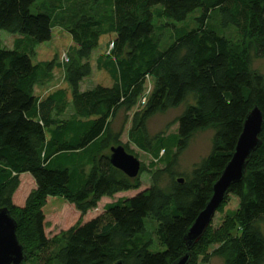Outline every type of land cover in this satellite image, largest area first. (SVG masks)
Listing matches in <instances>:
<instances>
[{"label": "trees", "instance_id": "16d2710c", "mask_svg": "<svg viewBox=\"0 0 264 264\" xmlns=\"http://www.w3.org/2000/svg\"><path fill=\"white\" fill-rule=\"evenodd\" d=\"M36 1L0 0V30L21 35L12 48H0V208L6 207L17 222L25 261L28 249L40 251L49 243L42 209L47 196L62 195L84 213L102 197L140 187L114 168L107 155L97 154L120 145L121 130L113 132L111 121L118 112L133 109L150 77L144 105L131 118L129 140L165 167L153 173L147 188L106 203L104 217L68 229L51 261L172 264L183 256L184 234L211 197L246 114L257 106L263 115L260 145L246 162L243 180L228 189L238 206L225 211L216 230L210 223L189 250V264L215 242L221 244L214 253L230 254L226 264H264V75L251 68L240 43L206 25L215 12L221 27L232 26L240 40L256 42V55L264 59V0H105L102 10L79 9L66 20L36 8ZM197 9L196 26H173L172 42L159 48L155 19L181 22ZM55 21L75 43L70 60L66 54V61L61 58L71 91L68 119L57 117L67 102L65 89L34 93L35 85L48 82L53 63L34 62L32 54L37 44L52 38ZM106 34L111 41L103 68L112 83L81 90V81L92 71L91 55ZM189 96L193 102L173 121L176 131L149 137L148 118ZM207 127L213 128L209 153L189 172H176L177 154L194 132ZM161 150L164 157H159ZM24 173L31 175L35 188L20 207L12 196ZM162 173L170 177L167 191L158 181ZM147 217L156 222L161 251H150L151 241L142 236Z\"/></svg>", "mask_w": 264, "mask_h": 264}, {"label": "rangeland", "instance_id": "374dc122", "mask_svg": "<svg viewBox=\"0 0 264 264\" xmlns=\"http://www.w3.org/2000/svg\"><path fill=\"white\" fill-rule=\"evenodd\" d=\"M105 0H99L95 4L93 0H37L36 8L49 9L54 18L58 20L63 17L64 20L70 18L75 13L79 12V9H87L91 7L92 11H100L103 9ZM201 13L200 9H197L190 13L187 18L181 22H171L167 19H155V38L157 39L159 48L163 49L172 42V27H185L193 28L196 26V17ZM55 18V19H56ZM207 26L215 28L225 37L238 42L249 53L251 58V68L262 75H264V59L256 55L257 43L252 42L249 39L240 40L235 29L232 26L221 27L219 18L215 12H212L208 17ZM173 27V28H174ZM21 37L20 34H13L5 30H0V48H12L13 41L16 38ZM111 41V35L106 34L100 38L98 47L91 55L92 71L88 77H85L80 84V89L85 90L92 88L96 84H102L109 86L112 80L103 68L104 63L108 61V43ZM75 43L72 41L70 35L65 29L55 21L53 27L52 38L49 41H45L37 44L34 48L32 57L34 62L48 61L53 63V70L50 74L48 82L44 84H37L34 87V93L37 96H44L47 93L62 88L67 91V102L63 105L62 111L57 117L62 119H68L72 117L73 111L70 105V87L65 77L66 63L61 61V55L66 54L70 60V55L73 52ZM101 57L100 62L97 59ZM152 80L147 78L144 85L143 94L139 97L136 105L127 113L123 111L118 114L111 121V129L113 132L121 130L120 145L123 146L126 152L135 156L140 162V169L134 180L138 182L140 187L137 190H130L125 193L119 192L112 198L102 197L97 202L96 206L87 209L82 213L76 205L68 201L62 195L47 196L42 206L45 214L44 230L47 238L49 239L48 245L40 251L27 250L29 256L27 261L23 264H53L50 259L51 252L58 248V245L63 241V235L66 231L78 224L87 221L96 216L104 217V206L106 203L115 200L120 196H130L136 193L138 190L147 188L153 180V173L160 171L166 165V163H160L158 159L154 158L149 153H146L139 149L133 142L129 140V130L131 129V118L134 112L140 110L144 103H141L143 95L148 93L151 89ZM193 102L192 97H188L186 101L179 104L176 107L169 108L164 111H159L148 118L146 121V130L149 137L154 135H167L176 131V123L173 121L181 114L187 103ZM213 128L207 127L205 129L198 130L192 134L189 139L187 147L177 154L175 159V171L178 173L189 172L194 164L198 163L203 157H205L212 144ZM172 152L171 155H174ZM102 154L108 157L111 154L110 148L105 149L97 154V158ZM165 153L161 150L159 157H164ZM153 163V166H151ZM90 166L85 165L84 171L88 172ZM133 179V178H131ZM170 177L168 173H162L158 175V181L160 186L168 190V182ZM35 188V182L30 174L24 173L19 175V185L15 190L12 201L17 206H23L26 197ZM238 198L232 194L227 195L225 202H222L219 210L215 212V215L211 221V226L216 230L222 223L224 213L228 209H235L238 206ZM142 236L151 241L148 249L150 251H161L164 247L159 243L156 237V222L150 217L146 218L145 229ZM220 242H215L210 245L204 251H200L195 264H226L227 259L230 257L229 252L214 253L213 250L220 246ZM202 252V253H201ZM206 259V261H205Z\"/></svg>", "mask_w": 264, "mask_h": 264}, {"label": "water", "instance_id": "95a60500", "mask_svg": "<svg viewBox=\"0 0 264 264\" xmlns=\"http://www.w3.org/2000/svg\"><path fill=\"white\" fill-rule=\"evenodd\" d=\"M263 124V115L257 106L246 114L241 133L237 139L230 160L223 168L219 178L212 186V194L204 208L194 219L184 234L183 240L187 252L172 264H189V250L198 243L210 225L218 207L225 200L232 184L243 180L246 162L260 145L259 134ZM110 164L129 178H134L139 172L140 162L132 154L126 152L123 146L110 148ZM17 222L6 207L0 208V264H22L26 255L16 234Z\"/></svg>", "mask_w": 264, "mask_h": 264}, {"label": "built area", "instance_id": "2783aa9c", "mask_svg": "<svg viewBox=\"0 0 264 264\" xmlns=\"http://www.w3.org/2000/svg\"><path fill=\"white\" fill-rule=\"evenodd\" d=\"M110 46H111V45H110ZM61 58L63 59V61H66V60H67V57H66L65 54H62ZM145 100H146V96L144 95V96L142 97V99L140 100V102H141V103H144Z\"/></svg>", "mask_w": 264, "mask_h": 264}]
</instances>
